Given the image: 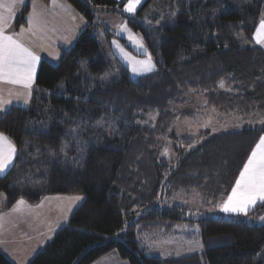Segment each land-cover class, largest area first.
I'll return each mask as SVG.
<instances>
[{"label":"trees","instance_id":"obj_1","mask_svg":"<svg viewBox=\"0 0 264 264\" xmlns=\"http://www.w3.org/2000/svg\"><path fill=\"white\" fill-rule=\"evenodd\" d=\"M66 1L87 29L57 66L42 61L28 107L0 114V132L17 148L0 178L4 209L21 199L84 197L29 264H95L112 254L126 264H264V205L248 216L193 218L182 202L196 196L201 210H216L264 135V50L254 41L264 0H147L134 16L125 1ZM92 6L127 19L157 71L133 81L116 62L103 80L113 64L94 34L101 26ZM211 112L243 126L173 131L179 118ZM165 139L175 153L169 163L160 158ZM183 225L197 230L178 232ZM160 232L202 251L151 257L141 239ZM0 264L14 263L0 251Z\"/></svg>","mask_w":264,"mask_h":264},{"label":"crops","instance_id":"obj_2","mask_svg":"<svg viewBox=\"0 0 264 264\" xmlns=\"http://www.w3.org/2000/svg\"><path fill=\"white\" fill-rule=\"evenodd\" d=\"M116 1H125V4L127 3V0ZM10 2L11 0H0V5H6ZM146 2L147 0H142L134 13H126H137ZM33 4H35L37 11L43 13L48 21V26L52 31H49L48 39L44 40L40 39L38 36L25 35L23 37L25 45L30 47L40 57V61L36 66V77L32 85V92L35 88L38 71L42 61H47L52 65L59 62V57L61 56L62 51L72 47L76 43L80 34L87 28V21H85L83 15L75 10L66 0H58V6L56 7H53L52 0H49L48 3L43 0H24L23 3L17 2L11 13V19L9 21L11 26L7 29L8 34H11L13 31L19 33L22 28H28L27 19L33 11ZM59 5H63L64 7H60ZM0 13L5 16L9 15L3 7H0ZM261 19H264V15ZM257 45L264 50V46H261L260 44ZM10 90L13 93L19 92L22 94L26 91L17 85L0 84V95H2L5 100L11 99L12 101L11 104L5 105L7 110L12 107H28L30 105L32 92L29 98V103L25 105L23 103V95H21L19 99H17L15 94L10 97ZM1 113L3 112H0V114ZM16 156L17 154L13 158V165ZM12 167L13 166H10L5 174L0 175V178L5 176ZM237 179H239V177ZM235 184L233 188L235 187ZM57 198L59 197L56 195L46 196L38 204H31L25 201V205L21 206L19 210H14V206H16L17 202L11 208L4 209L3 207L6 199L0 194V251L12 263L29 264L33 258L49 242H51L56 232L68 224L70 219L67 214L68 212L65 211L63 214L61 209L54 210L49 205L54 202L53 200H58ZM225 200L221 201L219 205ZM258 204L260 203L258 202L257 205ZM217 209L220 211V214L226 217L240 216L235 214H225L220 210L219 206L216 210ZM122 261L117 255L112 254L99 260L95 264H126Z\"/></svg>","mask_w":264,"mask_h":264},{"label":"snow or ice","instance_id":"obj_3","mask_svg":"<svg viewBox=\"0 0 264 264\" xmlns=\"http://www.w3.org/2000/svg\"><path fill=\"white\" fill-rule=\"evenodd\" d=\"M17 2L23 3L24 0H11L9 4L0 5L9 13L8 16L0 13V84L17 85L26 90L23 94L19 92L13 93L10 90L9 96L11 97L15 94L17 99H19L23 95V103L27 105L40 57L30 47L25 45L23 37L31 35L38 36L42 40L48 39V33L52 29L49 28L48 21L43 13L37 11L35 4H33V11L27 19L28 28H22L19 33L13 31L8 34L7 29L11 26L9 23L11 13ZM141 2L142 0H127L124 11L134 13ZM52 5L53 7L58 6V0H52ZM59 6L64 7L63 5ZM117 27L121 33L127 34L128 39L133 42L139 51L146 53L142 37L133 34L128 29L127 24L117 25ZM254 39L257 44L264 46V19H261L259 26L256 28ZM112 44L124 59L131 64L134 73L141 74L154 71L155 65L150 54H147L146 59L138 60L129 55L116 40H113ZM11 103V99L5 100L0 95V112L6 111L5 105ZM16 154L17 148L15 144L8 136L0 133V175L5 174L6 170L13 166V158ZM68 199L76 201L80 200L81 197L74 196ZM258 202L264 205V136L260 137L259 143L240 172L239 179H237L231 194L219 207L225 214L248 216L249 210L256 206ZM25 203L23 199L17 201L14 210H19ZM260 219L264 221V217H260Z\"/></svg>","mask_w":264,"mask_h":264},{"label":"rangeland","instance_id":"obj_4","mask_svg":"<svg viewBox=\"0 0 264 264\" xmlns=\"http://www.w3.org/2000/svg\"><path fill=\"white\" fill-rule=\"evenodd\" d=\"M92 11L95 15L96 22L101 26L99 29H96L94 31V34L97 38V41L99 42L103 54L113 64V70H111L106 77H103V80L104 79L107 80V78L114 76V67L116 68L115 66L116 62H119L124 66L125 69L128 70L129 76L133 81H136L144 76L150 75L155 71H157L158 67L154 52L149 48L143 35L140 32L135 31L128 24L127 19L123 18L119 13L107 11L104 8H98L92 6ZM126 14L128 16H134L136 13L135 14L126 13ZM84 19L85 21H87L85 17ZM121 24H127L128 29H130L133 34H135L138 37H142L143 44L146 49V53L139 51L134 46L133 42L128 39L126 33L120 32L117 25H121ZM87 27H88V21H87ZM103 27L105 30L103 29ZM105 31H107V33L111 36L107 35ZM113 40H116L125 49V51L129 55L133 56L135 59L144 60L147 58V54H150L152 57V62L155 65L154 71L141 73V74L134 73L132 71L131 64H129L127 60L124 59V57L118 52V50L112 44ZM70 48L71 47H69V49ZM58 64L59 62H56L55 64H53V66H57ZM203 104H204L203 102L198 103V105H202V106ZM150 120L155 121L156 117L153 116L151 117ZM242 126L243 125L241 124V122L232 119L225 120L223 123H220L219 115L214 112H211V113H205L204 115L197 117L196 119L193 120H185L179 118L173 128V131L175 132V134L179 136L198 134L199 132H205V131H210L212 134H221L223 132L237 130L236 128H241ZM162 144L163 145L160 153V158L163 162L169 163L175 159V153L171 148V142L169 139H165L163 140ZM165 152H167V154H165ZM56 196L59 197L57 198L58 200H53L54 202H52V204L49 205L54 210L61 209L63 214L65 211L68 212L67 214L69 215V217L73 214V212H75V210L82 204L84 200L83 196H80L81 199L76 201H72L68 199L74 196H67V195L66 196L56 195ZM182 202L185 203V205L190 208L189 214L193 218H205V217L217 218L220 216V211L218 209L210 210V212L201 210L199 206L198 198L196 196H192V197L190 196V198H188V201L182 200ZM195 230H197V227L195 225H183V226H179L178 228V232L180 233H186V232L188 233V232H193ZM118 237L119 236L117 235V238ZM141 241L149 249L148 251L149 256L162 258V259L172 258V257L178 258L190 254H199L202 251V246L198 243H188L180 236L167 235L166 233L163 232L154 233L151 235H145L142 237Z\"/></svg>","mask_w":264,"mask_h":264}]
</instances>
